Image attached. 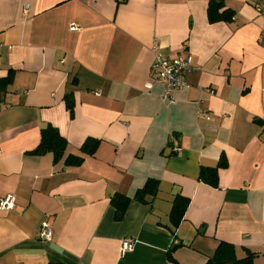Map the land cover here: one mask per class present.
Listing matches in <instances>:
<instances>
[{
	"label": "crops",
	"instance_id": "0c3cea01",
	"mask_svg": "<svg viewBox=\"0 0 264 264\" xmlns=\"http://www.w3.org/2000/svg\"><path fill=\"white\" fill-rule=\"evenodd\" d=\"M259 1L223 0L233 20L210 22L208 0H0V78L12 76L0 98V198L14 196L0 208V264H204L220 241L264 264ZM154 42L194 67L173 104L152 71ZM48 124L68 142L64 157L83 155L86 138L98 147L78 165L33 153ZM220 161L209 185L200 171ZM148 180L157 192L137 200ZM116 193L129 199L121 216ZM176 195L188 204L173 227ZM43 219L50 240L39 238ZM124 237L134 242L121 252Z\"/></svg>",
	"mask_w": 264,
	"mask_h": 264
},
{
	"label": "trees",
	"instance_id": "16d2710c",
	"mask_svg": "<svg viewBox=\"0 0 264 264\" xmlns=\"http://www.w3.org/2000/svg\"><path fill=\"white\" fill-rule=\"evenodd\" d=\"M223 0H208L207 6V17L210 22H216L219 20L231 21L233 20V11L225 8L223 9ZM12 76L9 72L4 78H0V98L2 99L5 94L7 86L11 83ZM65 105L69 112L73 110V100L70 94L65 95ZM40 142L38 146L34 149L33 153H51L53 155V160L59 161L64 158L63 165H78L83 160V155L93 154L98 147L99 141L97 139L86 138L85 142L80 148L83 155L68 153L65 157V152L67 148V140L59 133L58 129L51 124L44 126L40 132ZM222 161L218 163L216 167H203L201 169L200 178L207 182L209 185L215 186L217 184L216 170L219 165H222ZM157 182L154 180H148L142 189L138 190L135 197L137 200H143L146 195H155L157 192ZM128 200L126 196L121 194H114L111 198V203L115 207L117 216H121L124 212ZM188 199L183 196L176 195L173 198V204L170 211L171 225L177 227L179 222L183 217L184 211L187 207ZM175 244V243H174ZM234 245L226 242L220 241L217 247L214 249V253L207 258L204 264H255L253 261L254 254L247 251L246 256L238 258L235 255ZM169 260H174L172 252L168 251Z\"/></svg>",
	"mask_w": 264,
	"mask_h": 264
},
{
	"label": "built area",
	"instance_id": "2783aa9c",
	"mask_svg": "<svg viewBox=\"0 0 264 264\" xmlns=\"http://www.w3.org/2000/svg\"><path fill=\"white\" fill-rule=\"evenodd\" d=\"M264 0H260L256 3L257 10L264 14V10L261 8V3ZM29 10V4H24L22 12L26 13ZM71 30L79 29L77 23L70 24ZM152 50L154 52L152 71H154L155 79L163 84L162 99L163 101L173 104L177 101L176 96H174L173 91L179 87L187 86L185 82L184 73L187 70H192L194 67L190 63V59L185 56H175L168 57L167 55L160 53L158 43L154 42L152 44ZM212 91V90H211ZM198 114L206 117L208 112L205 109H199ZM179 149L176 147V150ZM14 196L12 194H7L0 198V208L9 209L13 207ZM52 227L47 219H43L38 227V234L41 240H50L53 235ZM134 240L132 237H124L121 239V252L130 250L133 246Z\"/></svg>",
	"mask_w": 264,
	"mask_h": 264
},
{
	"label": "rangeland",
	"instance_id": "374dc122",
	"mask_svg": "<svg viewBox=\"0 0 264 264\" xmlns=\"http://www.w3.org/2000/svg\"><path fill=\"white\" fill-rule=\"evenodd\" d=\"M127 251V250H126ZM125 252V251H124Z\"/></svg>",
	"mask_w": 264,
	"mask_h": 264
}]
</instances>
